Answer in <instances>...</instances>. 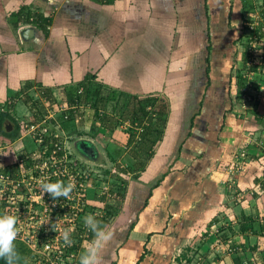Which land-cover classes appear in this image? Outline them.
<instances>
[{"label": "crops", "instance_id": "1", "mask_svg": "<svg viewBox=\"0 0 264 264\" xmlns=\"http://www.w3.org/2000/svg\"><path fill=\"white\" fill-rule=\"evenodd\" d=\"M247 1L0 0V105L91 168L106 149L135 162L106 244L125 264H264V59L245 22L264 0Z\"/></svg>", "mask_w": 264, "mask_h": 264}, {"label": "built area", "instance_id": "2", "mask_svg": "<svg viewBox=\"0 0 264 264\" xmlns=\"http://www.w3.org/2000/svg\"><path fill=\"white\" fill-rule=\"evenodd\" d=\"M249 18L251 22L247 25L256 32V36H261L249 47L251 65H257L264 59V24H257L253 15ZM68 118L67 114L65 119ZM24 130L39 146L48 144V141L51 145L49 150L41 148L35 153H19L11 165L1 160L0 202L4 207L3 214L18 217L15 240L26 244L32 258L39 264H79L80 254L93 239L84 224L85 216L93 214L97 220L106 216L104 209L92 207L88 197L95 170L79 162L65 145L52 143V136L46 140L50 133L45 125L38 128L24 125ZM56 181L73 183L70 199L57 197L54 201L49 194H43L41 184ZM65 229H70V246H65L61 238Z\"/></svg>", "mask_w": 264, "mask_h": 264}, {"label": "rangeland", "instance_id": "3", "mask_svg": "<svg viewBox=\"0 0 264 264\" xmlns=\"http://www.w3.org/2000/svg\"><path fill=\"white\" fill-rule=\"evenodd\" d=\"M1 110L3 111L2 106L0 107V114L2 112ZM42 115L43 114H41V116ZM66 115L64 114L63 118H65ZM16 116L18 117V119H16V118L15 119L17 120V122L19 123V125L21 127H22V125L23 126L24 125H30V126L33 125V126H35V128H38L39 126H41L38 124V122H35V124L31 123V120H29V119L22 120L21 114H18ZM43 116H42L43 120L41 121V123L49 120L48 119L49 114L45 115L44 117ZM23 129H24V127L21 128L20 137L17 139L19 141L16 144L10 146L9 144H6L7 142H5V144H3V146L0 145V162H1V160H3L7 165H9V164L11 165L12 163H14L15 156L19 153L22 154V149L27 150V152H25V153H30V152L35 153L36 150L41 149V148H44L45 150L50 149V145H51L50 143L49 144H43V145L39 146V144L29 135V133H27L26 130H24V133H23ZM131 131L132 130H129L128 132L130 133ZM22 133H23V135H22ZM132 135H133V133H132ZM134 135H135V133H134ZM49 136L51 137V134H48L46 136V140L50 139ZM22 138H24L23 141H24V143H27L28 146L22 144ZM5 139H6L5 137L0 135V141L3 142V141H5ZM67 148L69 149V147H67ZM141 148L142 149H148L149 147H140V149ZM133 151L134 150H132L130 152H133ZM71 152H72V154H74L73 151H71ZM104 152H105V149H104ZM103 156L105 158V161L104 162L102 161L101 165L106 167L109 174L104 171L105 170L104 168L102 170H99L97 168L96 169L93 168V169H95V171H94V173H92L93 182H92V184L88 190V193H89L88 197H89V200L92 204V207H95V208L99 207L100 209H103V207H105V206H104L102 199L99 200V197L101 196L100 198H102V196H104V195L106 196L107 200H106V207L104 208V211L106 212V215L109 218L106 221L108 223V225H107V227H105V231H110L112 229L111 226H114V221L116 218L115 214L118 213L117 209H118V207L121 206L120 205V202L122 200L121 197L124 195V192H125V188H124L123 184L121 183V181L116 179V177H118L117 174L119 172L118 168L121 165H123L125 168H127V170H132V167L135 165L134 164L135 162L133 161V159H125L122 163L113 162V164H112L110 162V157H109V153H108L107 149H106V152L103 154ZM129 158H131V157H129ZM140 163L146 164L147 163L146 159L144 162H140ZM131 174H133V172ZM132 178H133V176L132 177L131 176L130 177L129 176L123 177V179H127L128 181H131ZM116 194H117V197H115ZM93 195H94L95 199L94 198L92 199ZM109 205H112V206H109ZM108 207H111L112 212L111 211L109 212L107 210ZM3 209H4V207L1 205V202H0V214L1 213L3 214ZM108 214H109V216H108ZM88 244H86V247H88ZM121 244H122L121 242L120 243L118 242L116 245L113 244V246L111 248H109L108 245H105V247L100 252V264H125L126 262H124V260H123L124 258H121V255H120V250L122 249V247L124 246L125 243H123V245H121ZM185 251H187L186 248H185L184 252ZM147 254H148V252H147ZM137 261L138 260H136V262ZM136 262H134V264ZM28 264H39V263L34 258H32V259H30V262Z\"/></svg>", "mask_w": 264, "mask_h": 264}, {"label": "clouds", "instance_id": "4", "mask_svg": "<svg viewBox=\"0 0 264 264\" xmlns=\"http://www.w3.org/2000/svg\"><path fill=\"white\" fill-rule=\"evenodd\" d=\"M73 187V183L65 184L63 181L44 182L41 184L43 194H49L54 201L57 197H63L66 200L70 199ZM17 224V216L0 214V259H4L6 264H17L19 259L13 243L17 237ZM84 224L93 233V239L80 254L79 264H100V252L112 239V233L105 231L93 214L85 216ZM61 238L65 246H70L72 244L70 229H65L61 233Z\"/></svg>", "mask_w": 264, "mask_h": 264}, {"label": "trees", "instance_id": "5", "mask_svg": "<svg viewBox=\"0 0 264 264\" xmlns=\"http://www.w3.org/2000/svg\"><path fill=\"white\" fill-rule=\"evenodd\" d=\"M245 9H249V12H251V10H253V5H250L248 3L247 0H245ZM39 22H40V26L42 28H45V25L48 24V22L45 24L44 18L43 17H39ZM245 22H251V19L249 17H247L245 19ZM250 28V27H249ZM261 38V36H258ZM92 79V78H91ZM99 86L95 87V89L97 91H99ZM96 96V95H94ZM152 100L154 99H148L147 101L153 102ZM142 103V101L140 102ZM26 104L29 105L30 107H32V110H35V106L31 103L30 99L26 100ZM1 106V105H0ZM14 103L12 101L7 102L4 106H3V111L0 114V135L5 137L6 139H10L11 141H16L19 137H20V131H21V126L19 125V123L17 122V120L15 119V116L12 114V109L14 108ZM163 125H165V122L162 123ZM6 125L11 126L12 130H8ZM165 128V127H164ZM164 129H162L161 131H158L159 133V138H161V136L163 135V131ZM109 173V172H108ZM138 178V176H137ZM117 180H120L121 183L126 186L128 184V181L126 179H123L121 177H116ZM117 196V194H116ZM122 198H125V196H122ZM109 216V214H108ZM106 218L107 217L106 215ZM98 221L100 222V226L102 228L107 227L108 223L105 221V217L104 218H99ZM134 227V225L131 227V229ZM91 237L93 238V233L91 232ZM14 245H15V250L18 254V262L17 264H28L30 262V259H32V252L29 249V247L24 244L23 242L14 240ZM147 255V250H145V252L141 255L140 259L138 260V262L136 264H140L141 262H143L144 258ZM0 264H6V261L4 259H0Z\"/></svg>", "mask_w": 264, "mask_h": 264}, {"label": "water", "instance_id": "6", "mask_svg": "<svg viewBox=\"0 0 264 264\" xmlns=\"http://www.w3.org/2000/svg\"><path fill=\"white\" fill-rule=\"evenodd\" d=\"M33 32H34L33 29H30L26 32V35H31ZM6 127L8 130H12L11 126L6 125ZM77 149L81 154L85 155L89 159L97 160L96 155L98 154V151L96 150V148L93 146L91 142L84 141V142L78 143Z\"/></svg>", "mask_w": 264, "mask_h": 264}, {"label": "flooded vegetation", "instance_id": "7", "mask_svg": "<svg viewBox=\"0 0 264 264\" xmlns=\"http://www.w3.org/2000/svg\"><path fill=\"white\" fill-rule=\"evenodd\" d=\"M106 167L104 166V169H105ZM105 172H107L108 170H104Z\"/></svg>", "mask_w": 264, "mask_h": 264}]
</instances>
